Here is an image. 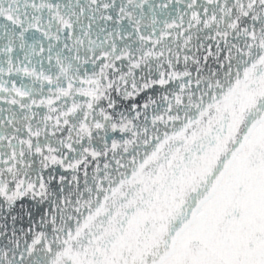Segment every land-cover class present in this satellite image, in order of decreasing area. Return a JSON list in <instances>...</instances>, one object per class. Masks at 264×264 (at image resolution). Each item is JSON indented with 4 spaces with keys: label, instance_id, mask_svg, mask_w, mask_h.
<instances>
[{
    "label": "snow or ice",
    "instance_id": "1",
    "mask_svg": "<svg viewBox=\"0 0 264 264\" xmlns=\"http://www.w3.org/2000/svg\"><path fill=\"white\" fill-rule=\"evenodd\" d=\"M0 264H264V0H0Z\"/></svg>",
    "mask_w": 264,
    "mask_h": 264
}]
</instances>
